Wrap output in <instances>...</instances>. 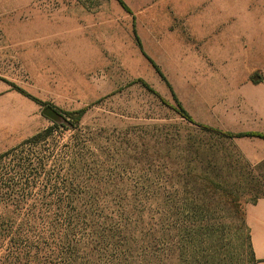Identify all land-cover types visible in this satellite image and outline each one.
I'll use <instances>...</instances> for the list:
<instances>
[{"label":"rangeland","instance_id":"obj_1","mask_svg":"<svg viewBox=\"0 0 264 264\" xmlns=\"http://www.w3.org/2000/svg\"><path fill=\"white\" fill-rule=\"evenodd\" d=\"M123 1L0 0V156L54 127L1 161V196L37 218L48 264H256L264 140L168 105L263 132L264 0ZM46 107L87 112L73 130Z\"/></svg>","mask_w":264,"mask_h":264},{"label":"trees","instance_id":"obj_2","mask_svg":"<svg viewBox=\"0 0 264 264\" xmlns=\"http://www.w3.org/2000/svg\"><path fill=\"white\" fill-rule=\"evenodd\" d=\"M116 1L127 12L131 13L130 8L123 0H116ZM138 44L141 46L139 41ZM147 58L151 62L155 70L163 77V74L159 66L156 63H154L149 57ZM143 84L145 87H148L146 83ZM16 90L19 93L23 94L24 96L30 98L32 101L36 102L37 104L43 105V103L40 100L31 97L21 89H16ZM172 93H173L175 105H168V106L173 108L182 118L203 128L204 130L209 132H215L224 137L231 139L259 138L264 140V133L261 132L249 131V132L233 133L229 131H220L210 126L198 124L193 119V117L187 112V110L183 107L182 103L174 94L173 89H172ZM86 112L87 109L84 108L74 112H65L63 114L64 116L72 120L71 129L76 130L82 118L86 114ZM55 128H59V127L55 126ZM53 129L54 127H49L41 132H38L30 139L25 140L19 146L14 147L11 150L7 151L6 153L2 154L0 156V163L5 158H8L12 154H15L16 152L25 148L26 146L38 145L42 143L51 134ZM1 175L2 173L0 172V176ZM2 184L3 182L2 179L0 178V264H48L46 257L47 253L46 254L43 253V246H42L46 238L43 235H41V232L37 229L35 225V220L37 218L33 214H28L24 216L20 212L11 211L12 208H15L17 206L18 201L12 198H6L4 196H1V191L3 190ZM258 199H256V201ZM244 218H245V211H244ZM250 244H251V240H250Z\"/></svg>","mask_w":264,"mask_h":264},{"label":"crops","instance_id":"obj_3","mask_svg":"<svg viewBox=\"0 0 264 264\" xmlns=\"http://www.w3.org/2000/svg\"><path fill=\"white\" fill-rule=\"evenodd\" d=\"M255 88L257 91L255 97L256 114L264 126V83L257 84ZM0 90H2L0 92H6V86L3 85ZM262 131L261 133H264V130ZM244 220L250 234L256 264H264V197L246 206Z\"/></svg>","mask_w":264,"mask_h":264},{"label":"water","instance_id":"obj_4","mask_svg":"<svg viewBox=\"0 0 264 264\" xmlns=\"http://www.w3.org/2000/svg\"><path fill=\"white\" fill-rule=\"evenodd\" d=\"M254 81H258V77H255ZM43 115L58 125H69L64 115L52 107H46Z\"/></svg>","mask_w":264,"mask_h":264}]
</instances>
